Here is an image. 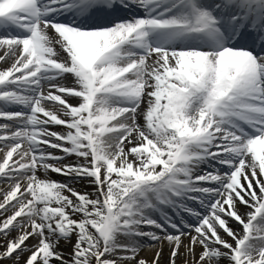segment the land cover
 <instances>
[{
	"label": "snow or ice",
	"instance_id": "1",
	"mask_svg": "<svg viewBox=\"0 0 264 264\" xmlns=\"http://www.w3.org/2000/svg\"><path fill=\"white\" fill-rule=\"evenodd\" d=\"M0 63V264H264V0H0Z\"/></svg>",
	"mask_w": 264,
	"mask_h": 264
},
{
	"label": "bare ground",
	"instance_id": "2",
	"mask_svg": "<svg viewBox=\"0 0 264 264\" xmlns=\"http://www.w3.org/2000/svg\"><path fill=\"white\" fill-rule=\"evenodd\" d=\"M8 65H5V64H2L0 63V67H7ZM75 103V102H73ZM51 178L53 180H57V181H60V180H63L64 178L60 175H55L54 173H51ZM77 188L80 190V191H87V192H91L93 190V188L89 185H87L86 183H81V184H78L77 185ZM233 227H236L235 225H233ZM231 242V241H230ZM197 251L199 252V249H197ZM167 252H168V249L167 247L165 246V253H164V257H163V260L166 261L167 260ZM144 255H147L149 257V259H151V255L152 253L151 252H146V253H143Z\"/></svg>",
	"mask_w": 264,
	"mask_h": 264
}]
</instances>
